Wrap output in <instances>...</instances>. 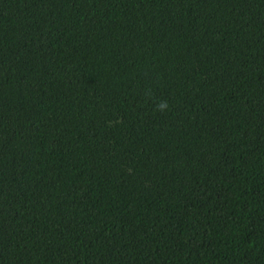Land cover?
<instances>
[{
  "label": "trees",
  "instance_id": "trees-1",
  "mask_svg": "<svg viewBox=\"0 0 264 264\" xmlns=\"http://www.w3.org/2000/svg\"><path fill=\"white\" fill-rule=\"evenodd\" d=\"M0 264H264V0H0Z\"/></svg>",
  "mask_w": 264,
  "mask_h": 264
},
{
  "label": "clouds",
  "instance_id": "clouds-1",
  "mask_svg": "<svg viewBox=\"0 0 264 264\" xmlns=\"http://www.w3.org/2000/svg\"><path fill=\"white\" fill-rule=\"evenodd\" d=\"M161 107H163V105Z\"/></svg>",
  "mask_w": 264,
  "mask_h": 264
}]
</instances>
